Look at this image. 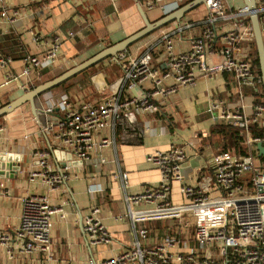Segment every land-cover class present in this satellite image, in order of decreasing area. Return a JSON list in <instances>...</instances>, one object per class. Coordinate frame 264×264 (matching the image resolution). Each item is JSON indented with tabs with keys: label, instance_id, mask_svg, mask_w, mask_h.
I'll return each instance as SVG.
<instances>
[{
	"label": "built area",
	"instance_id": "2783aa9c",
	"mask_svg": "<svg viewBox=\"0 0 264 264\" xmlns=\"http://www.w3.org/2000/svg\"><path fill=\"white\" fill-rule=\"evenodd\" d=\"M104 1L117 11L120 0ZM186 1L143 0V9L159 11L160 19ZM255 3L264 41V0ZM196 11V18H186V14L159 29L146 47L136 52L128 48L108 59L111 66H117L118 74L111 83L99 86L106 93L95 89L97 97L93 99L61 95L43 110L50 117L44 132L51 141L48 148L32 151L34 164L29 180H40L53 190L75 176L70 164H53L54 150L68 154L77 164L89 162L99 168L107 162L104 154L108 155L110 148L115 153L118 141L143 137L147 129L141 126L139 117L159 113L160 100L194 86L201 78L228 73L238 84L236 99L231 104L216 100L209 111L217 121L239 132L247 155L216 153L211 158L208 179L187 184L182 175L187 157L179 146L149 153L146 162L157 167L160 182L144 187L140 194L125 195L126 208L121 217L133 226V244L114 257L92 259L88 264H264V156L257 151L258 144L264 146V102L258 91L261 79L251 59L254 37L250 11L237 0H205ZM16 16L13 12L11 20ZM4 17L6 12L0 11V18ZM59 47L60 38H55L45 53L26 56L17 78L27 81L34 71L52 64ZM0 70L6 82L13 79L8 58L0 56ZM2 131L0 126V134ZM117 171L126 192L128 175L119 166ZM174 182L180 183L183 201L179 204L172 203L169 196ZM211 187L216 191L211 193ZM93 190L91 186L89 192ZM58 211H63L62 205L53 206L47 195L30 194L22 199L15 231L21 252H50L52 220ZM99 214L100 208L93 207L80 224L92 247L112 242ZM166 221L178 225L190 222L191 239L183 236V227L168 228L158 242L148 245L147 231L140 226ZM7 239L0 237L2 241Z\"/></svg>",
	"mask_w": 264,
	"mask_h": 264
},
{
	"label": "crops",
	"instance_id": "0c3cea01",
	"mask_svg": "<svg viewBox=\"0 0 264 264\" xmlns=\"http://www.w3.org/2000/svg\"><path fill=\"white\" fill-rule=\"evenodd\" d=\"M241 3L243 0H237L238 5ZM138 5L143 9V0H120L117 11L104 0H0V11L7 14L0 18V56L9 59L13 74V79L6 82L0 70V108L141 30L144 22ZM13 12L17 16L11 20ZM145 13L152 22L160 16L159 11ZM194 16H198V11L192 10L186 18ZM55 38H60L56 60L34 71L27 81L17 78L24 58L45 53ZM96 78L97 83L95 77L92 79L95 89L105 92L99 90V84L105 78L112 81L111 72L105 71ZM77 85L81 90L82 86ZM58 90V87L52 89L36 101L38 122L29 103L0 117L3 128L0 134V166L3 169L0 175V237L8 238L0 240V264H88L92 259L101 261L114 257L128 250L134 241L132 224L121 218L126 208L125 195L140 194L144 187L157 186L160 182L157 167L146 162L149 153L179 146L187 157L182 167L183 182L198 184L211 174L212 156L232 148L228 134L215 132L217 125L223 124L214 120V112H210L209 107L216 100L234 102L237 81L229 73L201 78L194 86L181 88L176 95L160 100L159 113L139 117L141 126L147 129L143 137L137 141H118L115 153L110 148L108 155L104 154L107 162L99 168L89 162L77 164L63 152L56 157L53 151V164H70L75 176L48 190L40 180L31 182L29 172L34 164L32 151L48 148L50 140L44 132L50 117L43 110L61 95H70ZM70 97L81 99L83 96ZM118 166L128 175L126 192L122 189ZM91 186H94L92 193L89 192ZM179 186V182H174L169 193L174 204L183 201ZM210 191L216 189L211 187ZM30 194L47 195L53 206L62 205L63 211L53 216L50 252L25 253L18 248L15 231L20 223L22 199ZM93 207L100 208L99 219L112 237L109 245L92 247L81 231V221ZM140 228L147 231L148 245L158 242L166 233L161 222Z\"/></svg>",
	"mask_w": 264,
	"mask_h": 264
},
{
	"label": "water",
	"instance_id": "95a60500",
	"mask_svg": "<svg viewBox=\"0 0 264 264\" xmlns=\"http://www.w3.org/2000/svg\"><path fill=\"white\" fill-rule=\"evenodd\" d=\"M204 1L205 0H192L188 2L187 4L183 5L182 7H180L179 9L153 22L148 19L146 13L138 5L137 9H138L139 15L141 16L144 22V27L141 30L128 36L124 40L116 44H113L110 47L103 49L102 51H100L99 53L91 57L90 59L86 60L85 62L81 64L75 65L72 69L66 71L65 73L56 77L55 79L49 82L43 83L35 87L32 90H27V92L23 96L1 107L0 117L7 115L9 113H12L14 110H16L18 107H20L21 105L25 103H29L31 107V112L33 116L35 117V120L38 122L36 101L38 100L40 96L49 92L52 89L59 87L60 85H63L64 83L82 74L83 72L89 70L90 68L99 64L100 62H103L104 60H108L110 58L115 57L118 53L125 51L126 49H128L130 46H132L136 42L142 40L143 38L161 29L162 27H165L171 24L172 22L180 21L186 14H188L192 10L201 6L204 3ZM243 2H244V5L250 11V21H251L252 29H253L254 43L256 46L258 59H259V65H260V71H261V83H262V88H264V41H262V36L260 32V26L258 22L257 11H256L257 10L256 3H255V0H243ZM214 120L216 119L214 118ZM257 151L260 157L264 156V146H262L261 144H258ZM60 152L61 151L54 150L56 157ZM70 158L71 157L69 156V159ZM1 160L3 159L1 158ZM2 174H3V169H1V166H0V175Z\"/></svg>",
	"mask_w": 264,
	"mask_h": 264
},
{
	"label": "rangeland",
	"instance_id": "374dc122",
	"mask_svg": "<svg viewBox=\"0 0 264 264\" xmlns=\"http://www.w3.org/2000/svg\"><path fill=\"white\" fill-rule=\"evenodd\" d=\"M157 31L151 33L147 37L143 38L142 40H140V41L136 42L135 44H133L132 46H130L129 50L136 52L137 50L142 49L146 44L149 45V43L152 41V39H155V37L159 33ZM105 71L111 72L112 79L114 78L115 75L118 74L117 67L115 65H112V66L109 65L108 62L106 60H104L103 62H100L99 64L95 65L94 67L90 68L89 70L83 72L82 74H80V75L76 76L75 78L66 82L63 87L61 86V88L60 87L58 88L59 89L58 91H59V93L62 92L63 94L66 93V94H70L72 96H76L79 94V95L84 96L85 99H93L95 96H97V93L95 91V87H94V84L92 82V79L95 77V82H96V79H97L96 77L103 74V72H105ZM102 81H103L102 84H104V80H102ZM108 81H109V79L105 78V82L109 83ZM77 84H80L82 86L81 90L78 88ZM102 84L100 83L99 85H102ZM108 85L109 84H107V86ZM104 93H106V92H102V94H104ZM223 150H229V149H223ZM161 226H163V229L170 228L171 230H177V228L183 227V229L185 230L183 236L187 237L188 239H191L192 234H193V228H192V225L190 222L187 223L186 221H184V222H182V225H178V223L171 222V221L161 222Z\"/></svg>",
	"mask_w": 264,
	"mask_h": 264
},
{
	"label": "trees",
	"instance_id": "16d2710c",
	"mask_svg": "<svg viewBox=\"0 0 264 264\" xmlns=\"http://www.w3.org/2000/svg\"><path fill=\"white\" fill-rule=\"evenodd\" d=\"M189 1H186L185 3H183V5L187 4ZM251 59H252L253 66H254V69L256 71V74L259 77V79H261V71H260L259 59H258V54H257V50H256V46H255L254 42L252 43ZM63 85H60L59 87H61ZM258 91H259L260 100H262V102H264V88H262L261 81L258 84ZM215 132H217L219 134H224V135L228 134L231 137L232 148H225V149H229V150H222L220 152H223V151L233 152L237 156H245V155H247L246 149L241 145L242 138L240 137L239 132L237 130H234L231 127H228L226 125H217V128L215 129Z\"/></svg>",
	"mask_w": 264,
	"mask_h": 264
}]
</instances>
